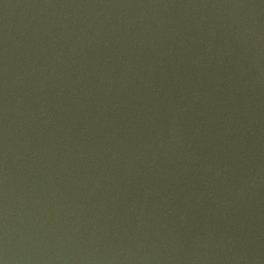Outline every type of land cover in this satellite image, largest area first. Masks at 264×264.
Wrapping results in <instances>:
<instances>
[{
	"label": "water",
	"instance_id": "obj_1",
	"mask_svg": "<svg viewBox=\"0 0 264 264\" xmlns=\"http://www.w3.org/2000/svg\"><path fill=\"white\" fill-rule=\"evenodd\" d=\"M0 264H264V0H0Z\"/></svg>",
	"mask_w": 264,
	"mask_h": 264
}]
</instances>
